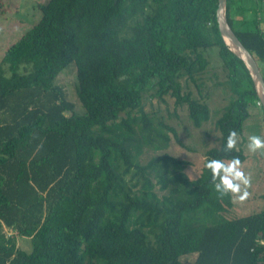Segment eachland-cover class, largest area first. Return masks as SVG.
<instances>
[{
  "label": "trees",
  "instance_id": "obj_1",
  "mask_svg": "<svg viewBox=\"0 0 264 264\" xmlns=\"http://www.w3.org/2000/svg\"><path fill=\"white\" fill-rule=\"evenodd\" d=\"M217 5L47 0L41 6L38 22L0 58V264H264V202L253 213L226 217L231 196L215 189L209 169L190 179L189 161L168 152L141 164L138 139L115 140L135 116L151 137L156 119L144 110L146 93L186 104L195 126L208 120L207 103L183 92L179 78L195 81L209 65L207 49L217 46L235 97L215 122L220 145L206 151V161L245 159L241 148L225 150L226 138L232 129L242 133L259 97L243 60L220 35ZM229 8L226 0L227 21L264 78L261 21H237ZM71 62L82 112L55 83ZM156 185L165 192L159 195ZM38 226L41 240L35 237L29 251L2 232L32 235ZM189 254L191 263L181 259Z\"/></svg>",
  "mask_w": 264,
  "mask_h": 264
},
{
  "label": "rangeland",
  "instance_id": "obj_2",
  "mask_svg": "<svg viewBox=\"0 0 264 264\" xmlns=\"http://www.w3.org/2000/svg\"><path fill=\"white\" fill-rule=\"evenodd\" d=\"M46 2L47 0H0V58L9 45L38 22L42 15L41 6ZM261 14L263 16L264 12L261 11ZM207 57L208 67L195 76V81L184 76L179 78V81L183 92H190L193 98L207 103L210 109L208 120L195 126L186 104L175 105L174 97L170 94L160 99L146 93L143 99L144 110L153 114L156 119L151 137L143 129L140 116L129 120L130 130L123 128L115 135V140L118 141L123 137H132L140 141L138 157L141 164L147 163L153 156L168 152L187 159L189 164L185 172L190 179H196L206 162V151L220 145L221 134L215 122L220 117L224 106L235 95L227 82L226 69L218 56L217 46L207 49ZM55 83L62 88L64 97L73 104L74 110L82 112L83 107L76 94V68L73 62L59 72ZM166 125L176 130L181 143L177 142ZM251 135L264 138V112L257 105L249 107V115L243 121L242 133L238 134L237 144V148H241L246 156L241 161V167L251 179V186L248 189L250 196L243 203L234 202L231 197L232 205L222 210V214L229 218L258 211L264 202L262 197L264 194V155L260 151L251 153L248 150V137ZM155 189L159 195L165 192L160 190L158 185ZM40 230L41 227L38 226L32 235H19L10 228L2 227V232L6 237L14 236L16 245L27 251L31 250L35 237L41 240ZM194 257V254H189L181 259L191 263Z\"/></svg>",
  "mask_w": 264,
  "mask_h": 264
},
{
  "label": "clouds",
  "instance_id": "obj_3",
  "mask_svg": "<svg viewBox=\"0 0 264 264\" xmlns=\"http://www.w3.org/2000/svg\"><path fill=\"white\" fill-rule=\"evenodd\" d=\"M238 144V133L236 130H229L226 138V151L234 150ZM248 150L251 153L258 151L264 155V138L258 135L248 137ZM212 174L215 189L221 196L230 195L234 202L243 203L250 196L248 189L251 186V179L242 170L241 161L234 157L229 161L223 159L207 160L204 164ZM219 181L218 183L216 181Z\"/></svg>",
  "mask_w": 264,
  "mask_h": 264
},
{
  "label": "water",
  "instance_id": "obj_4",
  "mask_svg": "<svg viewBox=\"0 0 264 264\" xmlns=\"http://www.w3.org/2000/svg\"><path fill=\"white\" fill-rule=\"evenodd\" d=\"M226 0H218L216 9V22L220 35L224 39L225 43L229 46V43L233 45V49L229 46L230 50L239 56L246 67L248 68L255 87L257 89L258 97L261 102V106L264 112V78L258 67L257 61L253 54L243 45L240 39L235 34L234 30L227 21L226 14Z\"/></svg>",
  "mask_w": 264,
  "mask_h": 264
},
{
  "label": "crops",
  "instance_id": "obj_5",
  "mask_svg": "<svg viewBox=\"0 0 264 264\" xmlns=\"http://www.w3.org/2000/svg\"><path fill=\"white\" fill-rule=\"evenodd\" d=\"M230 15L238 20L243 17L251 19L257 16L261 21V28L264 30V1L263 0H230Z\"/></svg>",
  "mask_w": 264,
  "mask_h": 264
},
{
  "label": "built area",
  "instance_id": "obj_6",
  "mask_svg": "<svg viewBox=\"0 0 264 264\" xmlns=\"http://www.w3.org/2000/svg\"><path fill=\"white\" fill-rule=\"evenodd\" d=\"M256 104H257V105H261L260 100H257V101H256Z\"/></svg>",
  "mask_w": 264,
  "mask_h": 264
},
{
  "label": "bare ground",
  "instance_id": "obj_7",
  "mask_svg": "<svg viewBox=\"0 0 264 264\" xmlns=\"http://www.w3.org/2000/svg\"><path fill=\"white\" fill-rule=\"evenodd\" d=\"M229 46L233 49V45L229 43Z\"/></svg>",
  "mask_w": 264,
  "mask_h": 264
}]
</instances>
